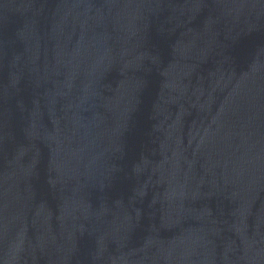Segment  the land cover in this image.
<instances>
[{"label": "water", "instance_id": "95a60500", "mask_svg": "<svg viewBox=\"0 0 264 264\" xmlns=\"http://www.w3.org/2000/svg\"><path fill=\"white\" fill-rule=\"evenodd\" d=\"M0 264H264V0H0Z\"/></svg>", "mask_w": 264, "mask_h": 264}]
</instances>
